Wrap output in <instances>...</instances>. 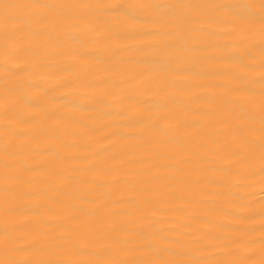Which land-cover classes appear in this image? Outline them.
<instances>
[{
    "label": "bare ground",
    "instance_id": "1",
    "mask_svg": "<svg viewBox=\"0 0 264 264\" xmlns=\"http://www.w3.org/2000/svg\"><path fill=\"white\" fill-rule=\"evenodd\" d=\"M0 264H264V0H0Z\"/></svg>",
    "mask_w": 264,
    "mask_h": 264
}]
</instances>
